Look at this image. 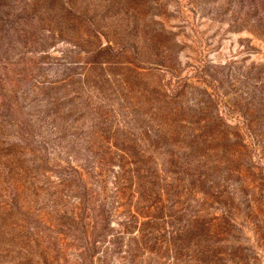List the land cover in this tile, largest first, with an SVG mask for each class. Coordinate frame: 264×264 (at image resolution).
I'll list each match as a JSON object with an SVG mask.
<instances>
[{
    "label": "rangeland",
    "instance_id": "obj_1",
    "mask_svg": "<svg viewBox=\"0 0 264 264\" xmlns=\"http://www.w3.org/2000/svg\"><path fill=\"white\" fill-rule=\"evenodd\" d=\"M34 4L0 0V181L9 180L3 163L36 166L31 148L49 157L45 188L60 183L57 165L84 169L96 204L87 213L103 206L107 217L106 236L94 237V264H204L191 251L174 252L181 241L166 235L150 240L142 257L126 253L142 243L144 227L176 230L196 216L221 221L223 234L211 242L220 241L225 264H264V0ZM154 92L166 97L150 109ZM170 108L185 121L177 145L166 146L163 120L150 115ZM140 174L156 176L152 191ZM139 181L147 186L141 194ZM30 184L23 192L36 214L56 222L54 213L81 211L72 190L53 207L35 201ZM162 189L174 218L147 226L148 210L171 214L159 211ZM54 236L42 233L47 244L37 248L51 250L49 264H84L76 241Z\"/></svg>",
    "mask_w": 264,
    "mask_h": 264
},
{
    "label": "trees",
    "instance_id": "obj_2",
    "mask_svg": "<svg viewBox=\"0 0 264 264\" xmlns=\"http://www.w3.org/2000/svg\"><path fill=\"white\" fill-rule=\"evenodd\" d=\"M31 4H33V6L36 5L34 4V0H31ZM107 46H109V49L111 48L109 44H107ZM152 96L154 98H150L149 100L150 109H154L155 103L160 97H162V99L163 97H166L165 94L159 95L158 92H154ZM165 106H169V103H166ZM184 117L185 116L180 110L174 108H170V110H167L160 117L156 115L153 116L152 114L150 115L151 121L153 122L156 120H163L159 125V131H162L161 133L163 137L161 138L163 139L164 145H177L176 137L178 133L182 131L179 124L182 121H185ZM29 153L36 166L30 167L20 160H16L15 164L10 162L1 164L6 170L5 175L9 180L8 182L0 181V184L4 185V183H8L9 186L7 187L10 188H3L0 186L2 188H0V264H49L50 262L48 259L51 250L49 248L46 250L40 249L41 251L37 250L38 247L43 248L47 244L45 242L46 240L41 237L42 233H45L50 238L55 235V240H58L59 237L63 236L73 239L78 243V247L82 249L80 255L83 258L84 264H94L92 256L96 253L97 249V240L94 237L106 236L105 223L107 224V217L103 215V213H105L103 206L100 207L102 208L100 210L102 214L97 213L98 211H96L97 215L94 217V214L92 216V214L90 215L87 213L88 208L96 210V204H93L92 187L86 178V174L82 173V171L85 170L80 166L73 165L70 160L66 162L64 166L57 165L56 167L63 171L62 174H59L58 176L61 178V181L57 188L52 184V188L48 189L47 187H44V182L42 180L49 177L47 174L51 172L48 167L49 157L45 155L43 156L37 148H31ZM149 170L151 169L149 168ZM27 177L31 180L28 181L26 179ZM139 177L145 179L149 178L147 183L150 185L149 190L152 191L156 176L151 175L148 177L147 175L140 174ZM152 177L154 179L153 183ZM130 178L132 179V177ZM146 181H139V184H137L139 187V193H142L147 187L145 183ZM21 182L22 184L20 187L19 183ZM27 182L31 183L30 185L34 187L37 186L34 188L35 201H43L48 198L53 207L63 202L64 191L66 189L72 190L77 199H79L81 211L78 214H75L74 212L66 214L63 212L62 215L54 213L57 217V221L55 220L56 222H52L51 217L49 218V213L47 217L46 214L45 217L36 214L34 211H31V207H29V198L23 192L26 188ZM161 182H164L165 184L164 177H162ZM201 183L204 184V182ZM166 186H168V181ZM173 187L174 185L171 188ZM157 194L160 198L161 196H164L162 197V207H160L159 211L163 212L169 210L171 214L163 215L164 217H156V213L152 212L153 210H148L149 212L147 211L146 213L149 215L143 216L142 213L144 212L142 211L147 209L142 208L141 210L136 208L134 212L147 219L145 222V225L147 226H152V223L158 222L159 220L174 218L172 217L174 206L170 202L169 189L166 191L162 189V192H157ZM2 197L9 199V202L7 203ZM90 206L92 207L90 208ZM57 207H59V205ZM37 210L39 211V209ZM137 211H139V213ZM199 218L200 217L196 216L192 221L186 223L184 227L176 230L162 228L160 231L156 232L153 228L150 229L149 227V230H147L148 228L146 229L144 227L143 230H140L142 243L140 245L136 244L135 248L129 247L126 253L129 254V256L138 253L137 257H142L145 249L149 250L148 242L150 240H153L154 237L157 238L158 235H164V237L166 235L169 237L168 240H170V242L175 240L181 241L179 246L174 244L175 242L171 244L173 245L174 252L180 253L184 250L191 251L193 254L202 256L203 260H199L204 264H225V260L223 259L224 254L219 251L221 246L220 241L217 243L211 242V239L215 237L218 238V236L223 234L224 228L220 223L221 221H215L213 219V221L210 220V223H199ZM131 219L132 223H135L138 218L134 215ZM32 223L33 226H31ZM55 224L59 226L58 231H53L49 228L51 225ZM33 228L37 230L35 233L31 232ZM30 241L32 245H30ZM40 243L42 245H40ZM29 246L36 249V252L24 255V253L21 252V249ZM86 258H90V260L87 262ZM55 259L56 257H54V260Z\"/></svg>",
    "mask_w": 264,
    "mask_h": 264
}]
</instances>
